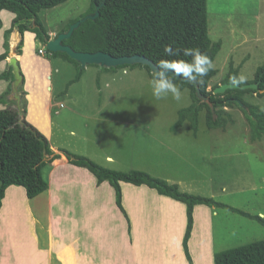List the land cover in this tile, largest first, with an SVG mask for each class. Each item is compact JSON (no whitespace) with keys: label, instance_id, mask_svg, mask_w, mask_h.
Here are the masks:
<instances>
[{"label":"rangeland","instance_id":"1","mask_svg":"<svg viewBox=\"0 0 264 264\" xmlns=\"http://www.w3.org/2000/svg\"><path fill=\"white\" fill-rule=\"evenodd\" d=\"M89 7V0H67L54 8L41 10L38 17L46 30L56 35L70 22L88 15ZM0 19L6 27L12 15L3 11ZM207 22L210 40H220L222 44L210 65L216 74L209 80L207 90L222 84L230 64L238 68L240 82H251L257 68L264 63V0H207ZM35 44L36 50L42 47ZM0 45L2 48V41ZM56 66H59L58 72H54V68L49 72L53 94H62L64 103L77 113L74 115L62 108L59 119L63 120L66 130L75 131L76 136L54 130L49 141L51 146L84 156L112 170L138 169L164 179L166 172H171L190 184L189 188L197 190L192 193H214V200L264 218V138L255 142L249 140V126L239 109L224 108L234 120V124L224 130L206 129L205 112L201 111L197 136L192 137L187 130L188 122L173 135L170 127L177 119V111L191 103L187 89L164 85L152 79L144 68L106 71L94 65L84 67L80 79L68 85L75 77V68L72 64ZM18 90L23 104L24 92ZM242 99L264 111V95L247 93ZM21 107L19 105L17 110L16 102L11 106L18 112ZM57 118L54 113L53 121ZM106 156H111L114 162H106ZM155 156L156 160L151 163ZM158 164L160 168L156 169ZM8 201L16 204L19 195L9 193ZM8 214L14 218L10 225H17L15 231H24L29 224V247L33 240V250L35 237L31 220H24L23 212L19 213L15 206ZM213 229L218 251L264 239V227L225 209H216ZM18 240L21 252L24 238L19 236ZM193 251L199 258L195 242ZM60 255L64 264H74L66 251ZM24 261L32 264L29 251Z\"/></svg>","mask_w":264,"mask_h":264},{"label":"trees","instance_id":"2","mask_svg":"<svg viewBox=\"0 0 264 264\" xmlns=\"http://www.w3.org/2000/svg\"><path fill=\"white\" fill-rule=\"evenodd\" d=\"M67 0H0V14L5 11L14 16L11 28L5 32L6 40L12 31L23 35L25 32L34 34V40L39 46H44L50 37L38 17L44 9L54 8ZM90 7L86 14L94 12L95 6L99 14L94 20L82 22L71 36L62 44L69 46L75 52H102L112 57L142 56L151 61L160 70L177 73L184 79H193L200 94L208 98L202 102L196 98L194 85L178 81L170 76L150 73L147 66L123 65L115 68H100L101 70L144 68L152 79L162 84H174L180 89H187L191 103L177 111V119L170 127L175 133L184 122H188L187 130L195 136L198 117L205 112L204 124L208 130H224L227 125H233L234 120L224 108L239 109L249 126V140L259 141L264 138V111L242 99L247 93L263 96L264 92V63L257 68L254 78L249 83L240 82L238 68L229 65V71L222 80V84H257L258 90L228 89L223 94L213 95L212 88L207 90L209 80L215 76L216 70L210 65L221 48V41H211L208 35L207 0H89ZM84 15L81 17L83 18ZM1 20V19H0ZM1 22V21H0ZM76 21L70 22L69 25ZM59 32V33H61ZM58 34V33H57ZM7 48V43H4ZM22 42L18 44L17 55L21 54ZM51 58H61L75 68V77L68 85L77 82L84 68L60 52H48ZM6 58V52L0 55V61ZM98 67V66H97ZM11 74V68L2 77ZM67 85V86H68ZM22 86L19 88L21 89ZM10 92V89H9ZM9 92L0 97L10 107L0 112V206L4 191L9 186L22 187L26 197L33 199L47 189V182L43 178L42 170L57 159L47 139L31 125L20 121L24 117L25 103H20L21 111L11 108L15 101L8 100ZM19 92V90H18ZM236 100L240 101L241 108ZM60 153L68 164L87 170L96 179L97 185L107 182L114 192V204L126 218L121 204L120 183L133 186H146L158 195L168 197L185 206V230L181 246L188 264L191 263L187 251V241L192 229V212L195 205H206L215 209H225L241 217L255 221L264 227V218L249 214L239 209L220 203L211 197H203L183 192L178 185L170 184L149 173L131 169L128 171L112 170L98 165L94 161L67 150ZM214 264H264V239L242 246L215 251Z\"/></svg>","mask_w":264,"mask_h":264},{"label":"crops","instance_id":"3","mask_svg":"<svg viewBox=\"0 0 264 264\" xmlns=\"http://www.w3.org/2000/svg\"><path fill=\"white\" fill-rule=\"evenodd\" d=\"M11 22L6 27L0 22V44L2 41L3 46L1 48L0 45V55L6 52V58L0 61V97L9 92L12 70L6 77L2 75L8 72L9 58L15 57L24 77L21 89L24 92L25 114L20 116V121L31 125L48 142L54 130L62 135L76 136L75 131L66 130L59 117L62 108L74 115L77 113L64 103L62 94H53L49 75L52 68L54 72L59 71L57 64L70 63L61 58H51L46 53L38 54L32 33L20 35L14 30L6 40L5 32L11 28ZM56 35L48 32L50 39ZM20 42L21 54L17 55L15 51ZM9 95L7 98L10 101ZM8 107L6 102L0 101V112ZM54 113L58 116L56 122L53 121ZM176 132H172L173 135ZM191 136L194 137L192 133ZM49 145L53 147L50 142ZM52 152L59 159L42 170L48 185L43 193L28 199L22 187L9 186L4 191L0 206V264H25L24 257L28 251L32 255V264H64L60 255L64 251L74 264H188L181 246L186 223L184 204L160 196L146 186L120 183L126 221L114 204V192L107 182L97 185L96 179L87 170L68 164L60 152ZM105 160L114 162L111 156H106ZM155 160L156 156L151 163ZM159 168L158 164L156 169ZM166 175V179L155 177L178 185L183 192L213 198L214 193H192L197 190L189 188L190 184H185L171 172H166ZM11 192L19 195L16 204L8 201ZM13 206L18 208L19 213L23 212L24 220H31L35 237L33 250V240L29 247V224L24 231H15L17 225H10L14 218L8 212ZM215 216V208L193 206L192 229L187 241L192 264H198L199 260L202 264H214L213 254L218 251L213 234ZM19 236L24 238L21 252ZM194 242L199 258L193 251Z\"/></svg>","mask_w":264,"mask_h":264},{"label":"water","instance_id":"4","mask_svg":"<svg viewBox=\"0 0 264 264\" xmlns=\"http://www.w3.org/2000/svg\"><path fill=\"white\" fill-rule=\"evenodd\" d=\"M103 3H101L99 6H95L94 12L91 14H88L81 18L79 21H76L75 23H72L68 29L65 32H61L57 34L54 38L49 39L48 42L45 44V49L48 52H60L66 54L70 59L76 61L81 68H84L88 65H94L98 66L99 68H115L118 66L123 65H135L140 64L141 66H147L150 70V73L157 74L161 76H170L178 81H184L187 83H190L194 85L195 87V95L196 98L202 102H208L207 97H203L199 90L197 85L195 84V81L193 79H184L180 77L177 73L169 70H160L155 66L151 61L148 59L139 56V55H133L130 57H112L109 54L102 53V52H94V53H82V52H75L72 50L69 46L62 44V42L66 39H68L73 31L78 28V26L86 21V20H94L98 14H99V8L102 6ZM9 67L12 70V77L13 80L10 85V95L9 99L14 100L16 102V109L19 110L20 105V97L18 95V89L23 86L24 83V77L21 73L19 63L15 57L9 58L8 62ZM228 89H239V90H258L257 84H244L242 86H238L237 84H221L217 87H215L212 90L213 95L217 94H223ZM260 92H264L260 91ZM236 103L241 107L244 108L243 104L236 100ZM20 122V120H19Z\"/></svg>","mask_w":264,"mask_h":264},{"label":"built area","instance_id":"5","mask_svg":"<svg viewBox=\"0 0 264 264\" xmlns=\"http://www.w3.org/2000/svg\"><path fill=\"white\" fill-rule=\"evenodd\" d=\"M45 50H46V49H45V46H42L40 49H38V54H40V55H41V54H42V55L45 54ZM58 108H59V106H58ZM54 112H55V111H54Z\"/></svg>","mask_w":264,"mask_h":264},{"label":"bare ground","instance_id":"6","mask_svg":"<svg viewBox=\"0 0 264 264\" xmlns=\"http://www.w3.org/2000/svg\"><path fill=\"white\" fill-rule=\"evenodd\" d=\"M52 150H54V149H58L59 151H61V148H59V147H52L51 148ZM57 151V150H56Z\"/></svg>","mask_w":264,"mask_h":264},{"label":"clouds","instance_id":"7","mask_svg":"<svg viewBox=\"0 0 264 264\" xmlns=\"http://www.w3.org/2000/svg\"><path fill=\"white\" fill-rule=\"evenodd\" d=\"M45 46V45H44Z\"/></svg>","mask_w":264,"mask_h":264}]
</instances>
